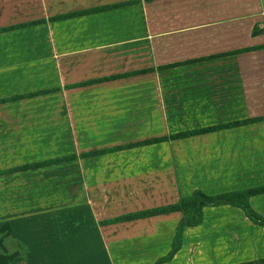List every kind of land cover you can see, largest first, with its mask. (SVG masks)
Listing matches in <instances>:
<instances>
[{
	"label": "crops",
	"instance_id": "0c3cea01",
	"mask_svg": "<svg viewBox=\"0 0 264 264\" xmlns=\"http://www.w3.org/2000/svg\"><path fill=\"white\" fill-rule=\"evenodd\" d=\"M63 1L61 0V3ZM125 1L129 0H71L67 2L69 6L67 3L60 4V9L66 7L68 10L38 19ZM131 7L144 8V11L134 17L135 22L147 25L151 23L155 26H149L150 30L155 31L152 38L146 39L148 43L145 50L138 49L139 51L130 52L128 55L118 54L117 57L116 53L107 54L108 62L114 63L116 58L119 62L116 66L110 64L102 69L77 65L68 68L62 66L59 81L45 87H58V90L22 99H48L47 96H51V99L54 96H58V99H88L85 97L89 95L83 93L89 90L87 88H110L142 76L154 78L158 74L157 77L163 80L161 83L171 88L173 96L178 94L177 89L185 91L184 88L189 93L199 88L206 96L205 99H193L187 113L190 122L186 128L161 132L146 138L264 115V0H140L90 14L47 20L43 24L86 16L102 17L103 14H106L103 17L116 22V17H132L127 15ZM32 20L37 19L26 21ZM18 23L22 22L0 27ZM10 31H2L0 34ZM240 49L245 50L229 53ZM212 55L219 56L197 62H185ZM161 66L167 67L159 69ZM148 68L155 70L85 86H71L84 80ZM93 72L92 76L86 75ZM104 95L102 99H114V94ZM190 96L187 95V99ZM192 96L196 97L193 94ZM146 138L97 146L82 152ZM154 146L170 148L169 181L153 182L154 185L148 188L141 184L134 185L129 193H126L127 189H123L122 196L117 193L103 197L106 199L101 198L106 200V206L103 203L98 206L95 203H87L86 209L73 208L76 215L93 218L94 224L102 218L100 229L96 227L97 243L89 244L92 230L90 237L87 236L89 238H82L77 235L82 224L74 225L76 233L71 234L67 243H73L77 251L74 256L70 254L68 259H59L58 263L102 264L96 255L97 251L101 250L105 251L107 264H155L156 260L166 255L172 247L178 223L183 216L180 211L116 223L104 221L129 212L175 203L181 195H190L196 189L212 195L264 184V119L242 126L119 151ZM95 157L99 156L78 158ZM166 159H162L163 162L166 163ZM148 162L144 159L113 161L108 168H143L156 164ZM113 176L111 177L114 178ZM115 182L118 184L120 181ZM249 201L253 209L264 216V193L251 196ZM87 227L92 228L90 225ZM14 241L19 245V239L15 238ZM82 242H85L84 246L87 247L85 250L81 248ZM79 246L81 249H78ZM1 248L0 244V264L3 259ZM89 250L90 255H87ZM15 253H18V250ZM22 257L26 255L22 254ZM87 258H92L93 263ZM263 258L264 226L254 223L239 207L220 205L205 206L202 223L186 227L180 249L170 260L161 264H241ZM10 263L17 264L18 258Z\"/></svg>",
	"mask_w": 264,
	"mask_h": 264
},
{
	"label": "rangeland",
	"instance_id": "374dc122",
	"mask_svg": "<svg viewBox=\"0 0 264 264\" xmlns=\"http://www.w3.org/2000/svg\"><path fill=\"white\" fill-rule=\"evenodd\" d=\"M70 1L0 0V26L66 11L68 8L60 9V4ZM129 9L127 15L132 17H116V22L103 14V18L96 15L38 23L0 34V98L57 83L62 66L102 69L119 62L117 58L114 63L108 62L107 54L116 53L117 57L145 50L146 39L155 31L149 26H155L135 22L134 17L144 8ZM91 74L94 72L86 73ZM157 75L110 88H87L83 93L89 95L85 97L88 99L47 96L0 102V170L186 128L193 99H205L206 94L199 88L190 91L193 93L184 88L177 89L178 94L173 96ZM104 94H114V99H102ZM187 95L191 96L187 99ZM169 153L170 148L140 147L0 176L2 264H11L17 258V264H64L58 260L68 259L77 251L73 243H67L76 233L74 225L82 224L77 232L82 238H89L92 230L89 244L96 245V227L100 229L102 218L94 224L93 218L78 216L73 208L86 209L87 203L106 206L101 198L117 193L122 196L123 189L129 193L134 185L148 188L153 182L169 181ZM134 159L156 164L108 168L113 161ZM15 238L20 240L19 245ZM97 253L99 261L107 264L105 251ZM87 259L93 263L92 258Z\"/></svg>",
	"mask_w": 264,
	"mask_h": 264
},
{
	"label": "trees",
	"instance_id": "16d2710c",
	"mask_svg": "<svg viewBox=\"0 0 264 264\" xmlns=\"http://www.w3.org/2000/svg\"><path fill=\"white\" fill-rule=\"evenodd\" d=\"M139 1L140 0H129V1L122 2V3H115L111 5L93 7V8L78 10V11H74L70 13L54 15V16L49 17L48 19L42 18V19H37V20H32V21H25V22L18 23L15 25L0 27V32L12 30L15 28L33 26L38 23H44L47 20L53 21V20L65 19V18L72 17V16L90 14L92 12H97V11L105 10L108 8L117 7L120 5L132 4V3L139 2ZM243 50L245 49L231 51L229 53L241 52ZM217 56L219 55H212L208 57L192 59V60L185 61V62H197V61H202L205 59L215 58ZM167 66H170V65H167ZM167 66H161L159 67V69L165 68ZM154 70L155 68H148V69L131 71V72H126V73H121V74L104 76V77L80 81L71 86H85V85L100 83V82H104V81H108L112 79H118V78L127 77L131 75L146 73V72H150ZM58 89H59L58 87H53V88L42 89L38 91H32L29 93H19V94L0 98V102L17 101L25 97H31L35 95L49 93L52 91H56ZM263 119H264V115L258 116V117L245 118V119L235 120L231 122L219 123V124H215L211 126H205V127H200V128L190 129V130L179 131V132H176L170 135L146 138V139L136 141V142L120 144V145H115V146H110V147L97 148V149L89 150L86 152H82L79 155L69 154V155L44 159L40 161H33V162L22 164V165H17L11 168L2 169L0 170V176L18 172V171L35 170V169H39V168L46 167L49 165L71 161V160L76 159L77 157L84 158V157L100 156V155L116 152L122 149H127V148L142 146V145L156 144V143H161V142L169 141L173 139L187 138V137H191L194 135L204 134L207 132H212V131H216L220 129L242 126V125L249 124V123L256 122V121L263 120ZM261 193H264V184L259 185L257 187L227 191V192L212 194V195L207 194L200 189H196L190 195H187V196L181 195L178 201H176L175 203L157 206L153 208H147V209L134 211V212H129V213L122 214L117 217L108 219L104 222H107V223L123 222V221H128V220L148 218V217L156 216L160 214H167L171 212L180 211L183 214V216L178 223L176 233L173 238L172 247L166 255L159 257L155 262V264H161L165 261L170 260L174 256V254L180 249L182 245V237H183V232L185 228L188 226H195V225L202 223L203 208L205 206L231 205V206L239 207L245 212L246 216L249 217L254 223L264 226V216L257 213L253 209L249 201V198L251 196L255 194H261ZM241 264H264V258L259 259L257 261L244 262Z\"/></svg>",
	"mask_w": 264,
	"mask_h": 264
}]
</instances>
